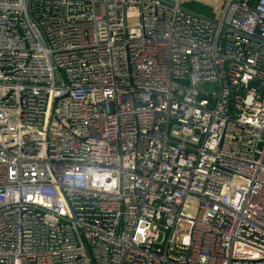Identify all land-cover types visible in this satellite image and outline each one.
<instances>
[{
    "label": "built area",
    "instance_id": "2783aa9c",
    "mask_svg": "<svg viewBox=\"0 0 264 264\" xmlns=\"http://www.w3.org/2000/svg\"><path fill=\"white\" fill-rule=\"evenodd\" d=\"M0 264H264V0H0Z\"/></svg>",
    "mask_w": 264,
    "mask_h": 264
},
{
    "label": "rangeland",
    "instance_id": "374dc122",
    "mask_svg": "<svg viewBox=\"0 0 264 264\" xmlns=\"http://www.w3.org/2000/svg\"><path fill=\"white\" fill-rule=\"evenodd\" d=\"M186 6L189 8V9H192V10H195V11H200V12H203L207 15H210L211 12L210 11H207V12H204L201 10L200 6L198 5V3L196 2H190V3H186Z\"/></svg>",
    "mask_w": 264,
    "mask_h": 264
},
{
    "label": "trees",
    "instance_id": "16d2710c",
    "mask_svg": "<svg viewBox=\"0 0 264 264\" xmlns=\"http://www.w3.org/2000/svg\"><path fill=\"white\" fill-rule=\"evenodd\" d=\"M199 6H200V8H201L202 11H204V12L209 11V7L208 6H205V5H199Z\"/></svg>",
    "mask_w": 264,
    "mask_h": 264
},
{
    "label": "water",
    "instance_id": "95a60500",
    "mask_svg": "<svg viewBox=\"0 0 264 264\" xmlns=\"http://www.w3.org/2000/svg\"><path fill=\"white\" fill-rule=\"evenodd\" d=\"M248 1H255V0H248ZM253 85L257 86L258 88H260L261 86L260 82H254Z\"/></svg>",
    "mask_w": 264,
    "mask_h": 264
}]
</instances>
